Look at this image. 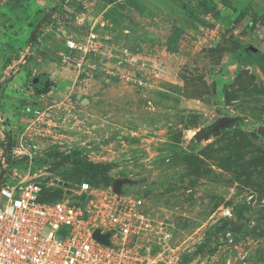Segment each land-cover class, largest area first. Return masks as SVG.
Returning <instances> with one entry per match:
<instances>
[{
  "label": "rangeland",
  "instance_id": "374dc122",
  "mask_svg": "<svg viewBox=\"0 0 264 264\" xmlns=\"http://www.w3.org/2000/svg\"><path fill=\"white\" fill-rule=\"evenodd\" d=\"M114 3L92 29L157 74L139 86L104 73L81 80L63 63L67 81L40 100L0 88V174L36 176L46 199L83 209L88 197L53 180H88L96 194L122 180L119 194L144 200L180 264H264V0ZM30 104L51 105L52 125L31 124ZM225 115L238 120L200 135ZM147 237L151 255L163 248Z\"/></svg>",
  "mask_w": 264,
  "mask_h": 264
},
{
  "label": "built area",
  "instance_id": "2783aa9c",
  "mask_svg": "<svg viewBox=\"0 0 264 264\" xmlns=\"http://www.w3.org/2000/svg\"><path fill=\"white\" fill-rule=\"evenodd\" d=\"M107 40V35L90 28L82 38H65L58 56L81 80L104 73L139 86L145 84L142 74H157L159 68L153 62L124 44ZM51 107L30 104L24 111L31 124L51 126ZM35 178L16 170H5L0 178L4 198L0 203V264H180V252L167 243L170 233L152 227L155 219L142 198L122 197L110 186L96 194L99 189L82 180L73 183L77 189L67 188L88 197L83 209L72 199H46V191ZM222 213L231 214L229 208ZM96 229L109 233L108 244L94 237ZM148 232L152 243L163 244L154 255L152 247L144 245L150 241Z\"/></svg>",
  "mask_w": 264,
  "mask_h": 264
},
{
  "label": "crops",
  "instance_id": "0c3cea01",
  "mask_svg": "<svg viewBox=\"0 0 264 264\" xmlns=\"http://www.w3.org/2000/svg\"><path fill=\"white\" fill-rule=\"evenodd\" d=\"M115 1L0 0V88L28 103L64 84V64L51 57L59 54L65 38H82L95 22L110 18ZM79 3L85 10L76 9ZM48 45L52 51H44Z\"/></svg>",
  "mask_w": 264,
  "mask_h": 264
},
{
  "label": "water",
  "instance_id": "95a60500",
  "mask_svg": "<svg viewBox=\"0 0 264 264\" xmlns=\"http://www.w3.org/2000/svg\"><path fill=\"white\" fill-rule=\"evenodd\" d=\"M37 81V78L35 77L33 82H36ZM238 120V117H234V116H228V115H225V116H222L220 118H218L216 120L215 123L211 124L206 131H202L200 132V135L201 136H204V137H207L208 136V133H218L222 128H225L231 124H234L236 121ZM264 130V128L262 126H259L257 128V132L259 133H262ZM111 139V138H109ZM4 171L0 174V178L1 176L3 175ZM54 183L56 184H59V185H62V186H65V187H69V188H74V189H77V185L75 184H71V183H68V182H65L63 180H57V179H54L53 180ZM122 183V180H114L113 181V185H112V188L115 192L119 193V187H120V184ZM94 237H96V239H98L99 241L105 243V244H108V236H109V233H105V234H100L99 231L96 229L94 231ZM240 260H236L234 262V264H240Z\"/></svg>",
  "mask_w": 264,
  "mask_h": 264
},
{
  "label": "trees",
  "instance_id": "16d2710c",
  "mask_svg": "<svg viewBox=\"0 0 264 264\" xmlns=\"http://www.w3.org/2000/svg\"><path fill=\"white\" fill-rule=\"evenodd\" d=\"M9 145H10V146H12V143H10ZM87 181H88V180H87ZM88 182H89V181H88ZM90 183L93 185V183H92V182H90Z\"/></svg>",
  "mask_w": 264,
  "mask_h": 264
}]
</instances>
